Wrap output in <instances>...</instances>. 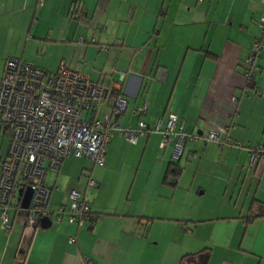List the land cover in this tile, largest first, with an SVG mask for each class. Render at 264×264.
<instances>
[{"label": "crops", "instance_id": "obj_1", "mask_svg": "<svg viewBox=\"0 0 264 264\" xmlns=\"http://www.w3.org/2000/svg\"><path fill=\"white\" fill-rule=\"evenodd\" d=\"M263 11L264 0H0V83L9 55L49 71L65 61L121 92L122 124L146 104L149 123L174 112L199 135L178 158L175 139L160 149L158 133L133 143L114 134L101 165L65 157L46 171L48 208L76 190L100 216L40 219L25 242L14 209L32 191L17 184L0 264H179L203 250L206 264H264V214L253 216L264 206V159L249 166L245 148L264 142V50L253 81L244 75ZM225 127L222 137L244 147L203 139ZM7 146L0 129V163ZM170 162L181 165L176 182L165 178Z\"/></svg>", "mask_w": 264, "mask_h": 264}, {"label": "built area", "instance_id": "obj_2", "mask_svg": "<svg viewBox=\"0 0 264 264\" xmlns=\"http://www.w3.org/2000/svg\"><path fill=\"white\" fill-rule=\"evenodd\" d=\"M39 1L42 4L43 0ZM257 28L259 36L254 37L245 58L246 79L255 76L257 60L264 49V13L257 21ZM112 89L65 61L56 70L49 71L21 56L6 58L0 83V127L8 131L9 141L0 163L1 227H8V209L17 184L28 185L32 191L30 205L15 206L14 209V215L24 225L23 242L36 230L43 216L53 217L57 223L66 218L78 225L99 217L76 190L70 192L67 206L48 208L52 188L46 184L45 174L48 168L58 169L69 155L103 164L109 140L116 133L124 135L131 143L140 136L158 133L160 149L175 139L176 157L180 156L186 141L199 138L186 129L174 112H169L165 119L160 116L149 123L144 116L146 104L134 109L138 112L134 125H124L113 119L125 110L127 100L121 92L115 94ZM103 105L111 107L108 113L99 117ZM223 132H227L226 127L210 130L203 139L244 147L228 135L222 137ZM245 148L249 153V166L264 159V142ZM87 179L88 185L96 184L92 177L87 175ZM17 258L19 262L23 261L24 254H18ZM87 261L92 264L90 259Z\"/></svg>", "mask_w": 264, "mask_h": 264}, {"label": "trees", "instance_id": "obj_3", "mask_svg": "<svg viewBox=\"0 0 264 264\" xmlns=\"http://www.w3.org/2000/svg\"><path fill=\"white\" fill-rule=\"evenodd\" d=\"M264 13V11H263ZM262 13V14H263ZM262 14L260 15V17L262 16ZM259 17V18H260ZM259 20V19H258ZM257 20V21H258ZM256 26H257V23H256ZM257 31H258V28H257ZM259 36V31H258V34L255 36V37H258ZM264 50V49H263ZM262 50V51H263ZM261 51V52H262ZM259 59V58H258ZM257 68H258V65H257ZM244 75H245V72H244ZM255 77V76H254ZM253 78H250V79H246L247 80V83L249 84L250 81H253ZM93 80V79H92ZM113 90V93L115 94H118L120 93L119 90L117 89H112ZM104 107H107V108H110L111 106L109 105H103L101 107L104 108ZM100 109V110H101ZM99 114V113H98ZM99 116V115H98ZM101 117V116H99ZM103 117V116H102ZM0 129H3L4 131H6L8 133L7 130H5L4 128L0 127ZM8 141H9V133H8ZM178 158V157H177ZM181 172V165L177 164L176 162H170L168 165H167V168H166V172H165V178L166 179H169V180H173V182H176V179L178 177V175L180 174ZM256 204V203H255ZM91 207V206H90ZM264 214V206L261 210V212H254L253 213V216L256 217V216H259L261 214ZM208 257H209V251L208 250H203L201 252H198V253H194V254H186L184 255L183 257H181L180 261H179V264H206L207 261H208Z\"/></svg>", "mask_w": 264, "mask_h": 264}, {"label": "water", "instance_id": "obj_4", "mask_svg": "<svg viewBox=\"0 0 264 264\" xmlns=\"http://www.w3.org/2000/svg\"><path fill=\"white\" fill-rule=\"evenodd\" d=\"M43 218H47L48 220H50L49 216H43L41 219H43Z\"/></svg>", "mask_w": 264, "mask_h": 264}, {"label": "rangeland", "instance_id": "obj_5", "mask_svg": "<svg viewBox=\"0 0 264 264\" xmlns=\"http://www.w3.org/2000/svg\"><path fill=\"white\" fill-rule=\"evenodd\" d=\"M27 187H28L27 190H29V186H28V185H27ZM26 193H27V192H26Z\"/></svg>", "mask_w": 264, "mask_h": 264}]
</instances>
